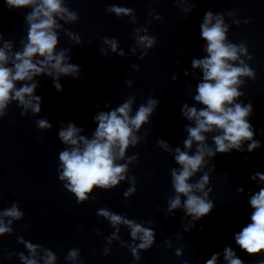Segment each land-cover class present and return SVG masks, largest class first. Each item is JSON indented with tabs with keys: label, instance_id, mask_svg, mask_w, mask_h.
<instances>
[{
	"label": "water",
	"instance_id": "1",
	"mask_svg": "<svg viewBox=\"0 0 264 264\" xmlns=\"http://www.w3.org/2000/svg\"><path fill=\"white\" fill-rule=\"evenodd\" d=\"M66 3L79 15V20L63 26L79 34L81 44L74 45L64 32H59L57 51H69L71 63L82 69L81 78L61 77L63 92L58 93L51 78L37 77L40 86L36 95L42 98L41 113L21 115L23 109L13 102L7 115L0 119V212L18 202L24 213L21 220L11 225L12 234L0 237V264H22L19 254L28 255V252L18 242L19 237L51 250L58 257L57 264H72L65 259L71 249L80 250V259L75 264H205L226 246L233 248L243 264H261L264 253L249 255L242 251L235 244L234 234L250 223L253 210L248 203L249 194L259 190L251 177L257 172L264 174V135H261L264 131V0H195L196 7L188 15L176 6L175 0H66ZM112 5L134 9L137 23H130L127 16L118 18L108 14L106 9ZM209 9L214 14L235 12L234 18L241 21L236 26L232 18L225 17L230 25L229 42L246 43L253 57L248 63L256 79L245 80L240 89L244 96L238 102L245 105L252 102L254 113L249 122L261 147L252 153L234 150L216 155L211 161L216 167L209 183L210 199L215 207L196 222L195 228L185 232L183 226L190 217L186 219L182 210H175L172 216L165 215L167 200L175 194L170 173L178 165L172 155L157 147V140L164 139L173 148L183 150L188 135L185 126L191 122L182 117V105L203 107L194 100L202 73L191 68V60L206 55L200 25ZM153 10L162 21L149 15ZM29 11L30 8L9 11L5 0H0V32L6 41H14V50H20V41L27 37L25 16ZM149 20L151 24L147 23ZM245 20L249 23L244 24ZM136 27L148 28V34L157 41L143 60L139 53H131V48L136 46ZM104 37L115 38L125 56L119 57L110 49L107 56L102 55ZM133 64L139 66L138 71L132 68ZM185 69L195 75L185 76ZM173 75L177 76L176 81H172ZM126 81H132V87ZM129 95L135 96L134 112L149 97L160 101L150 123L138 133L144 139L127 151V156L139 157L138 162L129 165L128 172L129 177L136 179V193L125 199L124 193L131 185L122 181L111 190L95 188L88 201L78 204L75 195L59 179V153L65 148L58 137L60 123L71 121L83 127L82 135L90 138L97 127L93 123L97 111H108L105 103L114 109ZM39 119H48L52 130L41 131L36 123ZM208 143L214 147L211 134ZM245 156L249 157L247 161ZM202 175L203 172L198 173L189 182ZM238 188L244 189L243 194ZM101 208L154 230L155 243L148 251L140 252L139 261L121 243L132 244L130 230L125 225L118 226L120 240L108 243L106 237L115 229L97 215ZM4 219L6 222L8 218ZM106 247L110 248L108 255H104ZM181 247L183 254L177 257L176 250ZM218 264H225L222 255Z\"/></svg>",
	"mask_w": 264,
	"mask_h": 264
},
{
	"label": "clouds",
	"instance_id": "2",
	"mask_svg": "<svg viewBox=\"0 0 264 264\" xmlns=\"http://www.w3.org/2000/svg\"><path fill=\"white\" fill-rule=\"evenodd\" d=\"M175 2L186 15L196 7L195 0ZM5 3L9 11L26 8L31 11L25 16L27 37L20 41V50H14V41H6L0 32V119L7 115L8 106L13 102L23 109L21 115H27L29 112L39 115L42 111V98L36 95L40 86L37 77L51 78L58 93L63 92L61 77L81 78L82 69L71 63L69 51H57L59 32H64L74 45L81 44L80 35L68 31L63 26L77 22L79 15L69 9L66 0H5ZM106 12L115 14L118 18L127 16L130 23H137L134 9L112 5ZM149 15L158 21L163 19L155 10ZM235 15L236 13L231 11L214 14L209 9L203 17L200 34L206 41L203 49L206 55L191 60V68L199 69L202 73L194 100L203 107L198 109L187 103L182 105V117L191 122L185 126L188 135L183 141V150L181 147L173 148L164 139L157 140V147L172 155L178 165L170 173L175 194L167 200L165 215L172 216L175 210H182L186 219L190 217L183 226L185 232L195 228L196 222L209 215L215 207L210 199L212 188L209 183L210 174L216 167L211 161L216 155L229 154L234 150L252 153L261 147V142L255 139V129L249 122L254 113L252 102L246 105L238 102L244 96L240 89L245 85V80L255 81L256 73L249 66L248 61L253 57L249 54L246 43L235 44L228 40L230 25L225 22V17L232 18V23L239 26L241 21L235 19ZM147 23L151 24V20ZM243 23L247 24L249 21L245 20ZM134 39L136 46L131 48V53H139L141 60L148 56L157 43L156 38L148 34L146 27H136ZM103 45L104 47L100 48L102 55L107 56L110 49L111 53L119 57L125 56L115 38L104 37ZM132 68L139 70V66L135 64ZM184 75H195V72L189 73L185 69ZM177 79L176 75L172 76V81ZM126 83L132 87V81ZM18 84L21 86L17 87ZM159 103V100L149 97L135 112L134 95H129L114 109L105 103L104 107L109 110L97 111L93 117V123L97 127L90 138L82 135L85 131L83 127H77L71 121L60 123L58 137L65 148L59 153V179L64 182V187L75 195L78 204L88 201L95 188L111 190L122 181H128L131 185L124 193L125 199L136 193V179L129 177L128 172L129 165L138 162L139 157L127 156V151L144 139L138 133L144 125L150 123ZM36 123L41 131H51L53 128L48 119H39ZM209 134L212 136L214 147L208 143ZM261 135H264V131ZM248 159L249 157L245 156V161ZM121 161L126 163H120ZM205 168L209 170L204 171ZM200 172H203V175L190 183L189 181ZM251 179L257 182L259 190L249 194L248 203L253 210L250 223L234 234V240L242 251L249 255H258L264 253V174L257 172ZM237 191L243 194L244 189L238 188ZM97 215L108 220L115 229L111 236L106 237L109 244L112 240H120L119 225L123 224L130 230L132 244H126L124 241L121 243L129 249L136 261L141 259V251H148L153 247L156 233L151 228L143 227L140 223L105 208L99 209ZM23 216L18 202L0 212V237L11 235V225ZM4 218H8L6 222ZM18 242L24 245L28 252V255L23 252L19 254L22 264H57L58 257L51 250L26 241L23 237H19ZM166 243L169 247L172 246L170 241ZM109 253L110 248L106 247L104 255ZM175 254L177 257L182 256L183 248H178ZM221 255L225 264H243L231 246H226L222 252L214 253L205 264H218ZM65 259L75 264L80 259V250L71 249ZM261 264H264V261H261Z\"/></svg>",
	"mask_w": 264,
	"mask_h": 264
}]
</instances>
